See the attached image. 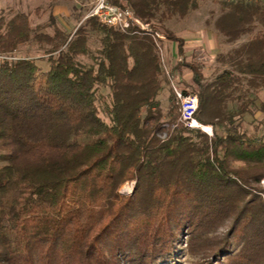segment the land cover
<instances>
[{"label":"trees","instance_id":"obj_1","mask_svg":"<svg viewBox=\"0 0 264 264\" xmlns=\"http://www.w3.org/2000/svg\"><path fill=\"white\" fill-rule=\"evenodd\" d=\"M106 1L149 30L123 32L88 17L101 35L92 65L78 60L85 26L68 42L57 28L34 33L30 14L0 12V258L169 264L185 235L195 264H264V100L250 97L264 84V32L218 54L224 68L209 83L202 62L175 65L192 74L193 87L181 89L197 96L195 118L212 126L208 137L175 124L179 112L164 114L157 99L166 77L154 34L162 30L183 48L157 23L184 18L198 0ZM262 4L230 0L214 28L236 41L264 22ZM31 38L46 71L33 57L13 55ZM228 103L235 109L224 112ZM256 112L263 118L248 132L244 117ZM127 182L133 193L124 196Z\"/></svg>","mask_w":264,"mask_h":264},{"label":"rangeland","instance_id":"obj_2","mask_svg":"<svg viewBox=\"0 0 264 264\" xmlns=\"http://www.w3.org/2000/svg\"><path fill=\"white\" fill-rule=\"evenodd\" d=\"M229 1L230 0H198L199 7L194 11H190L184 18L178 17L176 15L170 19H166L160 23H157L159 27L163 26V28L168 29L175 35L181 34L182 32H190L191 34H194L200 29L213 35V44L211 45L209 43L211 46L207 45L210 50L209 54L200 52V48L196 46L194 50L189 53L190 55L187 59V61L195 59L196 61H200L204 64V83L211 82L224 68V66H221V64H219L216 60L218 54L225 55L231 50L247 42L256 33L264 32V22L255 21L253 23L252 30L248 34L241 36L236 41L228 42L224 36L216 31L214 28V22L222 14V12L225 11L224 7ZM95 2L96 0H0V12L3 11L7 16H11L19 12L30 14L31 27L34 33H42L52 36L54 34L55 28H57L58 30H61L64 35L68 36V42L70 40H75L78 37V30L82 26H85L86 37L84 48L86 54L79 56L78 60L84 65H92L95 62V57L100 49L101 35L98 32L91 30L89 26L86 25V21L88 19L87 16L89 11ZM262 8L264 15V4H262ZM158 33L163 36L162 30H159ZM215 34L216 38L214 36ZM160 45L161 47L163 46L162 43ZM41 52L42 51L40 50L39 45L33 38H31L29 43L21 46L13 55L16 57H33L36 59V63L41 68V70L46 71L48 69V63L46 62V56L41 54ZM182 62L183 60L180 63ZM163 63L164 66H166L165 58L163 59ZM166 69L171 74H173V81L176 86H178V88L181 89L193 87L189 86L192 84L191 79L187 81L186 78L176 76L169 67L166 66ZM164 88L166 89L165 92L161 91L160 95L157 97L161 110L164 112V114H166L169 109L173 108L178 113L179 105L175 98L174 102L170 101L171 88L170 82L167 80V78ZM100 91L102 94H106L108 92V90L104 88ZM250 97L256 98V105H259L260 101L264 100V84L261 87L250 90ZM233 109H235V104L228 103L224 109V112L231 111ZM142 112L144 114L145 110ZM262 118L263 114L260 112H256L254 116H245L243 124L244 129L248 132H255V127H257L258 121H260ZM178 119L175 124H181L183 127H185ZM200 125H206L212 128L211 125ZM173 127L174 125H172L170 128L172 129ZM193 130H199L205 134L201 128H195ZM262 132L263 127H260L257 133L261 134ZM236 165L239 166V164ZM133 186L134 182L125 183L120 188V194L124 196L131 195L133 193ZM259 186L264 189V177L261 180ZM187 242L188 240L186 239L185 235H183L179 245L181 250L176 254L169 264H195L198 262V258L190 255L187 252ZM3 261L4 260L0 258V264H4Z\"/></svg>","mask_w":264,"mask_h":264},{"label":"built area","instance_id":"obj_3","mask_svg":"<svg viewBox=\"0 0 264 264\" xmlns=\"http://www.w3.org/2000/svg\"><path fill=\"white\" fill-rule=\"evenodd\" d=\"M87 17H94L102 25L119 29L120 31H127L129 28L135 26L140 30L148 31V25L143 24L137 18L134 17L131 10L120 8L118 6L111 5L106 0H96L93 7L90 9ZM156 46L159 51L160 59L163 65V71L165 77L170 82V88L174 95L176 102L179 105V121L188 129L201 128L208 137L213 136V131L210 126L200 125L199 121L196 120L195 114L198 110V98L195 94H184L182 89L178 88L173 81V74H171L163 63L162 49L158 42L164 39L159 34H154ZM199 122V123H198Z\"/></svg>","mask_w":264,"mask_h":264},{"label":"crops","instance_id":"obj_4","mask_svg":"<svg viewBox=\"0 0 264 264\" xmlns=\"http://www.w3.org/2000/svg\"><path fill=\"white\" fill-rule=\"evenodd\" d=\"M176 36L183 39L182 53H179L178 46L175 42H169L162 39L161 42L163 46L161 47V49L163 53V59L165 58V65L169 67L176 76L186 78L188 81L191 79L192 74L187 69H182L180 71L176 70L175 65L177 63H180L182 60L187 61L190 55L189 53L192 52L196 46L200 48V52L209 54L210 50L208 46H211L213 44V35L200 29L194 34H191L190 32H182L181 34H177ZM214 36L216 38V34ZM165 90L166 89L164 88L162 92H165Z\"/></svg>","mask_w":264,"mask_h":264}]
</instances>
